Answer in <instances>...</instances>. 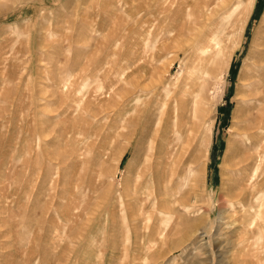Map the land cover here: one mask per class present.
Here are the masks:
<instances>
[{"label":"rangeland","instance_id":"1","mask_svg":"<svg viewBox=\"0 0 264 264\" xmlns=\"http://www.w3.org/2000/svg\"><path fill=\"white\" fill-rule=\"evenodd\" d=\"M203 1L0 0V264H264V163H231L264 0L239 44Z\"/></svg>","mask_w":264,"mask_h":264},{"label":"bare ground","instance_id":"2","mask_svg":"<svg viewBox=\"0 0 264 264\" xmlns=\"http://www.w3.org/2000/svg\"><path fill=\"white\" fill-rule=\"evenodd\" d=\"M204 1L206 2V0H204ZM215 1L216 0H214V2ZM256 1L257 0H238L236 4H232L233 6L231 5L232 8L231 9L229 8L230 9L229 11L227 10V12H223V13H225V16H224V19H225L224 21L225 22H226V20H230L231 17H232V20H230L231 21L230 27L232 28V30L233 31H238L240 29L239 37L237 36L238 37L237 44H239L242 41V39H243V36H244V33H245V29H246V25L248 24L249 20L251 19V15H252V13H253V11L255 9ZM205 2H204V4L203 3L201 4L202 7H206L207 6L206 5L207 3L205 4ZM222 2H224V5H227V3H228V1H226V0H223ZM224 7H226V6H224ZM207 9H209V7ZM215 13H216V11H215ZM260 20L261 21H260L259 25L257 26L258 29L256 31H254L255 33H254V36H253V39H252L253 42H254L253 51L249 54L250 57L252 58V61L249 64V69H250V74H251L250 85H251V90L252 91L248 95L249 96V98H248L249 104L247 106V109H248L249 112H248L247 117L244 118V121H243L244 122V126L242 128V134H241V135H243L246 138V140H245V149L247 151L246 152L247 154L246 155L242 154V156L239 155V157H237L233 162H231L233 166H236L238 169L242 170V172L245 175L247 174V172L249 170H251L253 168L257 169L258 167H261V165L264 163V15H263V17ZM241 26H242V29H241ZM190 27H191L190 25H186V26H184V25L181 26L180 25V26H178L177 35H179L180 32L189 31ZM180 35H181V33H180ZM221 52H223L222 51V47L219 49V54H221ZM231 56L232 55H230L229 58H231ZM197 100H198V97H197ZM170 103H171V101H169V102L166 101L161 106V110L163 111V112H161L162 115H163V113L165 111L164 114L168 116V114L170 112H169V110H166V106L168 104H170ZM175 104L171 105V107L173 106L171 108V113L177 111L176 113H174V119L176 120L175 126L178 127V125H179V127L181 128V120L184 117H178V116L179 115L181 116V114H184L185 110L183 109L181 111L180 110L181 108L176 106ZM198 104H199L198 102L197 103L195 102L194 118L197 116V114H199V115L202 114L201 108L199 107ZM172 109H173V111H172ZM178 111H180V112L178 113ZM175 114H177V115H175ZM197 119H195V121ZM160 120H161V118H160ZM198 125H199V123H198ZM144 127L146 129L147 124L144 125ZM158 130H159V127H158ZM141 131H143V129ZM157 133H159V131H157ZM141 134L142 133H140V135ZM178 137H179V135H178ZM140 140H141V137H140ZM163 142H161V143H163ZM174 144H175V142L167 143L164 148L159 150V153L162 154V155H160L159 164L165 165V163L167 162V158L170 156L171 149L175 150L174 149ZM176 148H177V146H176ZM198 148H200V146ZM248 151H249V153H248ZM173 153H174V151H173ZM157 156L159 157L158 154H157ZM181 156H183V155H181ZM171 157H172V155H171ZM172 159H174V157H172ZM172 159H170V162L168 161L167 163L170 164ZM168 160H169V158H168ZM226 160H228V158L225 159V161ZM176 162H177V160H176ZM255 165H256V167H255ZM175 173L176 172L173 171V174L170 177V182L169 183L173 182L172 180L176 176ZM256 184H257V182H253L252 184H250L251 185L250 187H253V189L251 190V196L252 197H254V191L255 190L256 191L259 190L257 187L255 188ZM246 187L247 186L245 184H242L239 188H237V191L235 192V196L236 197H243V195L246 193ZM157 188H159L160 192H162V193H159V196H160L159 200L161 201V205H162V206L161 205L160 206L161 207H164V206L166 207V204L168 203L167 198H165V196H166L165 192H167L166 182L163 181L161 183L160 187H157ZM229 189H231V188H229ZM232 191H233V186H232V190H227V195H229V196L232 195ZM212 242H213L212 243V247L213 248H209L210 252H211V256L213 257V260H214L215 264H220L221 262H223V259H222V254L223 253L221 252V249H219V247H218L217 240L214 239ZM208 247H209V245H208ZM210 247H211V242H210Z\"/></svg>","mask_w":264,"mask_h":264}]
</instances>
